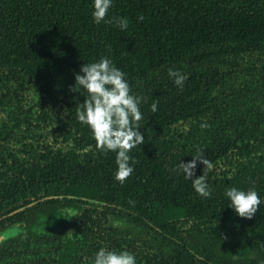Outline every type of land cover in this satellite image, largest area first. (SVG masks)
Returning <instances> with one entry per match:
<instances>
[{
  "label": "trees",
  "instance_id": "1",
  "mask_svg": "<svg viewBox=\"0 0 264 264\" xmlns=\"http://www.w3.org/2000/svg\"><path fill=\"white\" fill-rule=\"evenodd\" d=\"M90 10L0 0V264H91L100 246L136 264H264V203L246 219L223 195L264 198V0H114L123 31ZM102 56L142 97L145 139L122 182L114 153L74 118V73ZM197 154L216 165L207 198L172 171Z\"/></svg>",
  "mask_w": 264,
  "mask_h": 264
},
{
  "label": "clouds",
  "instance_id": "2",
  "mask_svg": "<svg viewBox=\"0 0 264 264\" xmlns=\"http://www.w3.org/2000/svg\"><path fill=\"white\" fill-rule=\"evenodd\" d=\"M113 3L114 0H91L92 22L94 24L101 22L114 24L123 31L128 27L127 18L121 16L108 18V12ZM167 76L178 87H183L187 79L186 73L171 67L167 69ZM70 91L84 97L82 103H77L78 106L74 113L75 120L87 126L96 149L114 153V177L122 182L132 173L135 163L129 151L142 144L145 139L138 130L141 125L140 121L143 119L140 111L142 97L132 94L125 73L104 56L80 65L79 72L74 73V83L70 86ZM149 107L151 112H156L155 101ZM48 142L52 143V135H49ZM63 147L67 151L72 144L69 141ZM92 148L93 145L88 144L77 151L78 154L83 155ZM191 157L192 159L187 162L178 160L172 171L190 181L198 195L207 198L211 194L207 183V172L216 165L201 154ZM197 162L203 166L202 174L198 176L195 175ZM223 195L227 198L226 205L237 216L246 219H250L261 203H264V198L257 193L254 187L247 189L227 187ZM194 259L200 260L202 257L194 255ZM91 264H136V257L125 249L116 250L100 246L93 253Z\"/></svg>",
  "mask_w": 264,
  "mask_h": 264
}]
</instances>
